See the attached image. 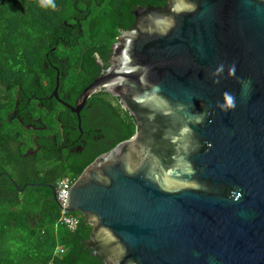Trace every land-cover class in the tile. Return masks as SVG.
Wrapping results in <instances>:
<instances>
[{"label":"water","instance_id":"95a60500","mask_svg":"<svg viewBox=\"0 0 264 264\" xmlns=\"http://www.w3.org/2000/svg\"><path fill=\"white\" fill-rule=\"evenodd\" d=\"M88 1H65L37 60L49 96L27 72L7 83L18 88L5 120L40 130L27 100L46 112L61 104L60 144L31 142L43 160L65 149L66 167L78 172L127 135L99 100L83 109L87 99L109 95L128 113L133 135L81 171L62 208L87 226L89 254L101 264H264V0H108L107 15L86 30L111 37L115 25L119 35L108 50L83 53L87 84L61 94L65 58L47 52L74 45Z\"/></svg>","mask_w":264,"mask_h":264},{"label":"trees","instance_id":"16d2710c","mask_svg":"<svg viewBox=\"0 0 264 264\" xmlns=\"http://www.w3.org/2000/svg\"><path fill=\"white\" fill-rule=\"evenodd\" d=\"M65 1L54 0L55 7H45L40 0H0V264H101L85 247L89 230L77 213H71L80 217L75 231L55 226L59 209L51 192L59 180L74 181L95 157L128 140L135 131L128 113L115 99L104 94L92 95L86 105L92 99L107 105L126 127L124 139L96 152L78 172L51 159L21 157L25 140L17 133L18 124L5 120L14 105L18 84L10 86L7 83L24 80L29 72L40 92L44 96L49 94L48 78L36 68L37 60L47 48ZM110 33L111 37L101 31L99 36L92 37L93 42H74L71 47L64 48L62 43L54 45V60L65 58L63 64L67 70L63 83L67 89L77 93L87 84L89 76L79 70L81 56L91 48L99 52L108 50L117 34L114 27ZM36 183L43 185L28 186ZM47 184H51L52 189Z\"/></svg>","mask_w":264,"mask_h":264},{"label":"flooded vegetation","instance_id":"af4514ba","mask_svg":"<svg viewBox=\"0 0 264 264\" xmlns=\"http://www.w3.org/2000/svg\"><path fill=\"white\" fill-rule=\"evenodd\" d=\"M107 1L108 0H102L100 3L97 4V6H94V3L92 0L88 1V5L86 7L87 12H88L87 15L84 17L83 20L76 21L78 32L80 35H79V37L75 38V40H74L75 43L79 44V43L83 42L84 40H87L88 42H93L94 39L92 37L100 35L101 31H103L102 28L96 29L94 34L89 39L88 38L89 35L87 33L86 27H87V25L91 19L100 18L101 13H103L104 16L107 15V13L109 12V7L106 4ZM114 1L118 2L119 0H114ZM72 6H73L72 9L74 11H77V12H83L84 11V5L82 3H80L79 1H75ZM63 24L66 26H73V25H75V21H73L72 19H69L68 21L64 20ZM112 27H114L115 32H117L116 36L114 37V41H115V39L119 35V32L116 29L115 25H113ZM111 34L112 33H110V35ZM59 43H61V42H56L55 44H59ZM52 53H53V50H51L49 53L53 57L54 55ZM64 76H63V79L60 81L61 84L58 83L59 87H61V89H59L58 92L61 94H64L65 91L67 90L66 86L63 83L64 78H65ZM41 94H42V97H48L49 96V94L46 96H44L43 93H41ZM112 99H115V98H112ZM35 105H37V100H27V104L24 107V110L28 113V120L33 121V120L39 119L43 129L31 130L30 127H27L25 129L19 124V122L17 121L16 118H11L8 121L9 122L15 121L18 124L19 130L17 133L21 134L22 139L25 140L22 144L26 145L24 152H23V155H24L25 151L28 150L29 152H32L31 157L33 160L34 159L43 160V157L40 155L39 151H35V147L33 146L32 142H31V138L35 137V138L41 139V138H46V137L52 136L53 145H54V147H57L61 142V130L58 127L59 123L56 121V116L58 115V113L64 112V110H63L61 104H59V103L52 104L50 110L47 112L44 110V108H42V107L38 108ZM85 106H86V103L84 104L83 109L85 108ZM12 112H13V107L9 111L8 114H10ZM57 155H58V160L56 161V163L57 164H61V163L65 164L64 159L66 158V150L65 149H58ZM47 185H51V184H47Z\"/></svg>","mask_w":264,"mask_h":264},{"label":"built area","instance_id":"2783aa9c","mask_svg":"<svg viewBox=\"0 0 264 264\" xmlns=\"http://www.w3.org/2000/svg\"><path fill=\"white\" fill-rule=\"evenodd\" d=\"M73 181L68 178H63L56 183L54 188L55 192V202H57L60 206L59 216L55 223L56 227H61L69 232H73L76 230L80 223V217L72 214L65 213L62 208L65 206L67 193L70 185Z\"/></svg>","mask_w":264,"mask_h":264},{"label":"clouds","instance_id":"9594fccd","mask_svg":"<svg viewBox=\"0 0 264 264\" xmlns=\"http://www.w3.org/2000/svg\"><path fill=\"white\" fill-rule=\"evenodd\" d=\"M40 2L45 7H48V6L55 7L54 0H40ZM231 102H232V98L229 97V103Z\"/></svg>","mask_w":264,"mask_h":264}]
</instances>
